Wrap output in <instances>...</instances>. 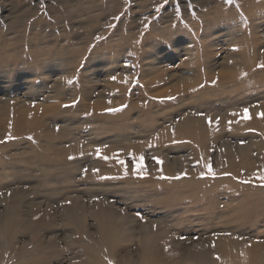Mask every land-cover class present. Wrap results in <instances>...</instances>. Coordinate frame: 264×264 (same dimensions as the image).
Here are the masks:
<instances>
[{"label":"rangeland","instance_id":"374dc122","mask_svg":"<svg viewBox=\"0 0 264 264\" xmlns=\"http://www.w3.org/2000/svg\"><path fill=\"white\" fill-rule=\"evenodd\" d=\"M261 65L264 0H0V264H264Z\"/></svg>","mask_w":264,"mask_h":264},{"label":"bare ground","instance_id":"6f19581e","mask_svg":"<svg viewBox=\"0 0 264 264\" xmlns=\"http://www.w3.org/2000/svg\"><path fill=\"white\" fill-rule=\"evenodd\" d=\"M234 78V77H233ZM232 78V79H233ZM231 79V80H232ZM28 117H30V116H28ZM28 117H26V119L27 120H29V118ZM21 120V119H20ZM31 124V123H30ZM184 127H186L187 128V130H189V129H191V130H194L193 128H198V130H202L204 127H203V125L200 123H198L197 121H195V120H190V121H187L186 122V124H185V126ZM196 133V132H195ZM16 193V192H15ZM77 204V203H76ZM19 206V205H18ZM78 209H80V208H78ZM76 210V209H75ZM81 210V209H80ZM78 211V210H77ZM10 212H11V209H10ZM74 212V211H73ZM9 215H10V213H9ZM68 215V214H67ZM12 216V215H11ZM71 216V215H70ZM69 216V217H70ZM13 217V216H12ZM11 217V218H12ZM10 218V219H11ZM101 218H102V220L104 221V223L106 224V225H109L108 227H111V230H109V232H110V234H111V237H115L116 239H123V236L124 235H126L127 237H129L130 235H133L134 233H136L135 232V230H134V228L132 227V226H128V227H126L127 226V224L124 222V221H122V219L119 217V216H112V215H106L105 213H104V215L103 214H101ZM16 219V218H15ZM14 219V220H15ZM6 220H7V218H6ZM6 222V221H5ZM10 223H11V221H9ZM13 222V221H12ZM15 223V222H14ZM75 223V222H74ZM6 225H7V223H6ZM104 225V224H103ZM129 225V224H128ZM7 227H9V225L7 226ZM10 227H11V225H10ZM149 227V226H148ZM150 229H151V227H149ZM144 229H146V230H144ZM143 229V231H142V233H143V236H142V240H143V244H144V246L145 247H148L149 245H150V242H151V239L152 238H154V237H152L151 235H149V232L147 231V228H144ZM152 232V231H151ZM104 234H105V232H104ZM156 235V234H155ZM154 235V236H155ZM110 236V235H109ZM108 237V236H107ZM155 239V238H154ZM153 240V239H152ZM147 249H149V248H147ZM145 259H144V261H143V263H140V264H147V261H146V256L144 257ZM253 258L254 259H258V256L257 255H255V256H253ZM252 258V259H253ZM143 259V258H142ZM205 264H209L208 263V261H205Z\"/></svg>","mask_w":264,"mask_h":264},{"label":"snow or ice","instance_id":"6c2138e0","mask_svg":"<svg viewBox=\"0 0 264 264\" xmlns=\"http://www.w3.org/2000/svg\"><path fill=\"white\" fill-rule=\"evenodd\" d=\"M159 10V9H158ZM261 67H264V65H261ZM115 79V78H114ZM71 83V81H69ZM110 111H116V109H110ZM231 115L233 116H239L241 119L243 120H247L249 119V109L247 107H245L242 111V113H237V112H233L231 113ZM261 115H264V113H261ZM209 123L211 124L212 121H211V118L209 117ZM216 123L218 124L219 121L217 120ZM231 121H229V125H231ZM100 152V149H97V153ZM73 157H70V159H72ZM103 159H112V158H115L117 159V162L124 168V171H125V174H127V171H128V161L124 160V159H120L119 158V153H116L113 155V157H102ZM153 160H155L157 163H161V161L159 160V158L157 157H153L152 158ZM131 161L133 163V167H134V170H135V173L139 176L141 175V173H143L145 171V168H146V165H145V157L143 155H140V156H136L135 153L131 154ZM204 167L207 169V174L208 175H211V176H215L216 173L212 167V164L211 162H208L204 165ZM87 170L85 169V172ZM96 171V170H94ZM167 179V177H164ZM179 178V177H177ZM259 179L261 180L262 183H264V173H260L259 174ZM242 183H250V181H242Z\"/></svg>","mask_w":264,"mask_h":264}]
</instances>
